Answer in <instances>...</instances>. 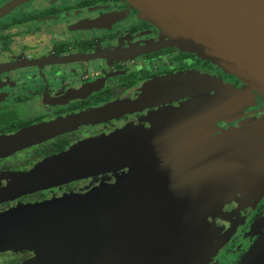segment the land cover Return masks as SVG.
<instances>
[{"label": "flooded vegetation", "instance_id": "af4514ba", "mask_svg": "<svg viewBox=\"0 0 264 264\" xmlns=\"http://www.w3.org/2000/svg\"><path fill=\"white\" fill-rule=\"evenodd\" d=\"M168 39L128 0H0V264H29L40 253L29 249V217L92 202L121 180L144 188L151 181L148 166L130 181L133 163L30 187L74 166L68 164L85 149L120 140L192 141L194 133L204 142L264 124V99L251 88L239 94L241 112L203 113L194 124L200 103L228 101L244 85ZM161 150L153 146L147 155ZM246 182L228 186L234 192L204 217L187 264H264V170ZM56 256L43 264H68Z\"/></svg>", "mask_w": 264, "mask_h": 264}, {"label": "water", "instance_id": "95a60500", "mask_svg": "<svg viewBox=\"0 0 264 264\" xmlns=\"http://www.w3.org/2000/svg\"><path fill=\"white\" fill-rule=\"evenodd\" d=\"M128 1L168 32L167 44L207 58L264 99V0ZM239 94L228 101L210 98L197 109L206 107L204 114L217 118L240 104ZM247 126L204 142L137 140L138 147L128 149L133 141L120 140L85 149L82 161L30 187L133 163L139 169L153 166L151 181L144 188L121 180L94 193L92 202L81 200L69 215L29 217V248L40 250L29 264H43L50 254L63 257L59 250L71 244L86 246L73 264H187L202 238L204 217L234 192L228 186H242L264 170V124ZM153 146L162 148L156 157L147 155ZM258 153L263 159L255 162ZM138 174L130 177L140 179L143 173ZM107 214L111 217L102 223ZM48 238L57 252L44 251Z\"/></svg>", "mask_w": 264, "mask_h": 264}, {"label": "rangeland", "instance_id": "374dc122", "mask_svg": "<svg viewBox=\"0 0 264 264\" xmlns=\"http://www.w3.org/2000/svg\"><path fill=\"white\" fill-rule=\"evenodd\" d=\"M181 49V48H180ZM182 50H184V49H182ZM188 51V50H187ZM213 63V62H212ZM215 64V63H214ZM216 65V64H215ZM218 66V65H217ZM221 69V68H220ZM223 70V69H222ZM224 71V70H223ZM224 72H226V71H224ZM227 73V72H226ZM243 85H244V88H243V86H240V89H236V91L238 92V93H246V89L248 88L249 89V87L243 82ZM247 86V87H246ZM242 89H244V90H242ZM245 108V105H242L241 103L240 104H237L236 105V107H235V109H233V111L235 112V113H239V112H241L243 109ZM228 114H231V113H227L226 115H228ZM228 132L229 131H225V132H222V133H220L219 134V136H224V137H227L226 135H228ZM215 138H217V136L215 137ZM214 137L213 138H211L210 139V141L211 140H214L215 139ZM157 150H159V149H157ZM87 150H84V152H86ZM84 152H82V155L81 156H77L76 158H74L72 161H71V163H69L68 165L69 166H71V165H75V164H77V163H79L80 161H82V156H83V153ZM259 154V156H258V160L257 159H255V162L256 161H260L261 159H263V153H258ZM254 163V162H253ZM153 166H150L149 168H150V171L145 175V176H148L149 174H151V172L153 171V170H151V169H153L152 168ZM140 171V169L137 167V165H134L133 167H132V169H131V172H130V175H134V176H136L135 174H138V173H140L139 172ZM138 176H139V174H138ZM141 178V177H140ZM132 179H136V178H134V177H130V181H132ZM213 195H216V193H214ZM75 208H77V207H74V206H71V207H68V208H66L65 210H62V213L63 214H66V215H69V214H71V213H73L74 212V209ZM69 209H71V211H68V212H65L66 210H69ZM50 210V209H49ZM51 210H53V209H51ZM51 213V212H50ZM49 215H52V214H49ZM56 215V214H55ZM78 217V216H77ZM111 217V215L110 214H107L103 219H101V221H102V223L103 222H105V221H107L109 218ZM95 229L96 228H93V230L92 231H90V236H92V235H94V233H95ZM62 232H60V237L62 236ZM88 240V239H87ZM43 244H45L44 246H46V250H44L45 252H47L48 251V249H47V247L49 248V246H50V249L51 248H54V249H56V247L55 246H52V240L51 239H49L48 238V240H46L45 241V243H43ZM29 249H32V250H38L37 248H35V247H33V248H29ZM85 249H86V246L83 248V250L81 249V250H79V248L78 247H76V246H74L73 244H71V245H68L67 246V248H61L59 251H61L60 253L61 254H63V256L65 255V256H67L68 257V259H67V263L68 264H73L74 262H76L77 261V259H78V257L82 254V252L83 251H85ZM37 252L38 251H35V256L32 258V259H35L36 257H37ZM56 252H57V250H56ZM42 253V252H41ZM59 253V252H58ZM62 258V257H61ZM69 259H73V260H71V261H69L68 262V260ZM74 259H76V260H74ZM43 260H44V258H43ZM62 263V262H61ZM63 264V263H62Z\"/></svg>", "mask_w": 264, "mask_h": 264}, {"label": "crops", "instance_id": "0c3cea01", "mask_svg": "<svg viewBox=\"0 0 264 264\" xmlns=\"http://www.w3.org/2000/svg\"><path fill=\"white\" fill-rule=\"evenodd\" d=\"M206 108V107H205ZM205 108L203 107V109L201 110V112H200V110H198V109H196L198 112L196 113L195 111H194V113L195 114H199L198 115V117H196V118H194V120H193V122H194V124H196L201 118H202V116H203V113H205ZM193 111V110H192ZM226 112H228V113H233V111H228V110H226ZM225 113V112H224ZM224 113L221 115V116H223L224 115ZM195 114H194V117H195ZM221 116H219V117H221ZM194 132H196V131H199V130H201L202 129V127H197V126H193L192 128H191ZM232 130H235V129H232ZM192 141H189V142H199L198 140V136H197V134L196 133H194V136L192 137ZM183 140V139H182Z\"/></svg>", "mask_w": 264, "mask_h": 264}, {"label": "bare ground", "instance_id": "6f19581e", "mask_svg": "<svg viewBox=\"0 0 264 264\" xmlns=\"http://www.w3.org/2000/svg\"><path fill=\"white\" fill-rule=\"evenodd\" d=\"M128 145L126 146L128 149H130V148H133V147H138V142H133V143H127Z\"/></svg>", "mask_w": 264, "mask_h": 264}]
</instances>
